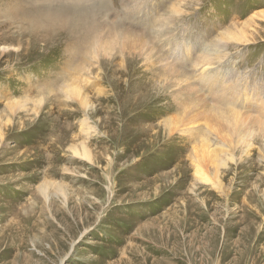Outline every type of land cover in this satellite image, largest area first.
<instances>
[{"label":"rangeland","instance_id":"1","mask_svg":"<svg viewBox=\"0 0 264 264\" xmlns=\"http://www.w3.org/2000/svg\"><path fill=\"white\" fill-rule=\"evenodd\" d=\"M41 1L0 0V264H264V0Z\"/></svg>","mask_w":264,"mask_h":264},{"label":"bare ground","instance_id":"2","mask_svg":"<svg viewBox=\"0 0 264 264\" xmlns=\"http://www.w3.org/2000/svg\"><path fill=\"white\" fill-rule=\"evenodd\" d=\"M35 1V0H34ZM42 1H45L46 3L48 2V1H50V0H42ZM42 1H41V3H42ZM80 3V0H73L72 1V5L70 6V9L71 10H73V9H77L78 8V4ZM90 9V8H89ZM77 11H78V13L79 14H82V13H85L86 12V10H82V9H77ZM14 13V12H13ZM77 13V14H78ZM86 14V13H85ZM85 14H82L80 17H82V16H84ZM89 14V13H88ZM74 15V14H73ZM72 15V16H73ZM76 15V14H75ZM74 15V16H75ZM73 16V17H74ZM54 18V17H53ZM50 19V18H49ZM53 21H54V19H53ZM50 22V21H49ZM204 73H202L201 75H202V77L204 76L203 75ZM208 78V77H207ZM204 83V82H203ZM209 145V144H208ZM77 154L78 155H80V156H82L83 158H85V159H87V160H90V158H89V155H88V153H87V151H86V149H85V147L83 148V150H82V152H77ZM200 179V181H202V182H206V183H209L210 182V180L209 179H206V177H201V178H199ZM141 239V238H140ZM29 240V239H28ZM141 242H143V243H147V242H145V240L144 239H141ZM149 243V242H148ZM131 249V248H130ZM141 249V248H140ZM139 248H138V250H140ZM138 250H137V252H138ZM142 251V250H141ZM136 252V251H135ZM135 252H132V253H135ZM131 253V252H130ZM141 253V252H140ZM144 253V252H143ZM142 259H144L145 260V258H144V256H143V258Z\"/></svg>","mask_w":264,"mask_h":264}]
</instances>
